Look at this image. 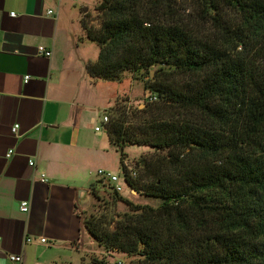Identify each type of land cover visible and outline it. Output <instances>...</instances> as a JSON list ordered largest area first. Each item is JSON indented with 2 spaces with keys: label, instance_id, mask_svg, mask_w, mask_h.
<instances>
[{
  "label": "trees",
  "instance_id": "obj_1",
  "mask_svg": "<svg viewBox=\"0 0 264 264\" xmlns=\"http://www.w3.org/2000/svg\"><path fill=\"white\" fill-rule=\"evenodd\" d=\"M197 1L211 25L204 36L177 19V0H102L99 28L84 16L100 49L88 75L119 82L131 73L157 99L143 110L110 108L107 133L127 185L161 202L133 206L116 192L132 213L84 225L105 253L131 264H264V0ZM176 75L191 83L178 86ZM128 146L158 153L140 159L139 178L125 165Z\"/></svg>",
  "mask_w": 264,
  "mask_h": 264
},
{
  "label": "crops",
  "instance_id": "obj_2",
  "mask_svg": "<svg viewBox=\"0 0 264 264\" xmlns=\"http://www.w3.org/2000/svg\"><path fill=\"white\" fill-rule=\"evenodd\" d=\"M98 2L0 0V264H16L12 255L21 264H76L80 255L82 263L93 240L82 215L92 195L85 185L115 151L102 116L137 83L88 75L100 49L87 39L81 11Z\"/></svg>",
  "mask_w": 264,
  "mask_h": 264
},
{
  "label": "rangeland",
  "instance_id": "obj_3",
  "mask_svg": "<svg viewBox=\"0 0 264 264\" xmlns=\"http://www.w3.org/2000/svg\"><path fill=\"white\" fill-rule=\"evenodd\" d=\"M102 0H99L98 4L91 8H86L81 11L82 14V26L83 18L86 16V22L90 25L99 28L102 25L101 14L97 11L98 5ZM178 7L176 9L177 19L183 22L189 29L193 30L195 33L199 32V36H204L210 29V24L202 18L201 9L199 7L197 0H177ZM231 16V13H228ZM84 29V28H83ZM86 32V31H85ZM91 42V41H90ZM93 43V42H92ZM91 63V62H89ZM156 69H152V77L156 76ZM133 75L131 73H124L121 81L124 83V88H127L130 83H132ZM136 81V80H135ZM175 82L178 86H187L191 83V78L187 75H176ZM129 83V84H128ZM131 91H130V90ZM156 98V97H153ZM157 99L150 98V92H145L143 88V83L140 81L133 82L132 88L128 87V91L125 95H120L117 101L114 103L113 107H124L127 109L132 108V110L139 109L143 110L146 108L147 104H153L156 106ZM175 115L174 112L170 113L169 116ZM104 116V115H103ZM102 116V118H103ZM138 126L139 124H134ZM102 126V125H100ZM103 130V128H102ZM124 153L126 157L124 159L125 165L128 168L129 174L132 176L133 173L136 174L137 178L144 174V171L138 162L141 158L146 160H156L158 153L149 147L142 146H128L125 148ZM100 170H104L110 174L117 175L120 178V182L124 185L125 175L122 168V153L111 151L106 158L105 163H96L93 168H91V175L89 180L86 182L85 189H91L92 185L96 184L99 181H102V177L98 174ZM146 183V181H144ZM112 186V185H111ZM105 184L99 183L95 195L87 197L88 203L82 213L83 219L91 217H102L103 220L111 221L112 219L115 222H119L125 214L132 213L133 206H153L158 207L160 205V200L155 198L147 197L144 193L138 192L131 187H126V190L120 194L123 198L128 200V203L115 200V191L113 188ZM116 223H113L111 228L115 230ZM91 237V236H89ZM92 239H90L91 241ZM92 242V244H91ZM86 243V251L84 252V257L81 263V255L76 264H91V259H103L105 258L109 264H116L122 262L123 264H131L134 260L133 258H128L123 254H107L105 251L100 248L96 242L93 240Z\"/></svg>",
  "mask_w": 264,
  "mask_h": 264
},
{
  "label": "built area",
  "instance_id": "obj_4",
  "mask_svg": "<svg viewBox=\"0 0 264 264\" xmlns=\"http://www.w3.org/2000/svg\"><path fill=\"white\" fill-rule=\"evenodd\" d=\"M49 13L52 14L53 12L50 11ZM11 16L14 17L15 16V13H12ZM38 52H39V54L44 55L47 58H50L53 55V52L52 51L46 50L43 47H39L38 48ZM28 81H29V78L27 77L25 79V83H27ZM153 99H156V98H152V100ZM109 122H110V117L108 115H104L103 118H102V124L103 125H107ZM19 131H20V125L19 124H16L12 128V132L15 135H18L19 134ZM96 131H102V126L97 127L96 128ZM14 154H15V152L13 150H10L7 153V155H6L7 159L8 160H11L13 158ZM30 165L32 167H34L35 166V162L34 161H30ZM98 174L102 177V181L103 182H105V183L113 186V189H114L115 192H117L119 194H122L126 190V187L128 189V185L126 183V179H125L126 185H124V184H122L120 182V178L117 175L110 174V173H108V172H106L104 170H100L98 172ZM136 177H137L136 174L133 173L132 174V178L135 179ZM41 178H42V181L43 182H46L47 181L46 175H42ZM20 208H21V211L22 212L28 213L29 210H30L29 202H27V201L22 202ZM41 241H42V243H46V239H42ZM27 242H31V240L28 239ZM10 260L12 262H15L16 264H21L22 261H23V257H22V255H12V256H10ZM120 264H121V262H120Z\"/></svg>",
  "mask_w": 264,
  "mask_h": 264
}]
</instances>
